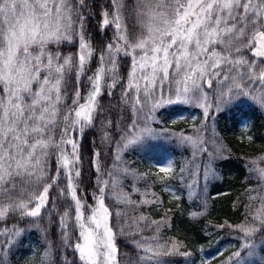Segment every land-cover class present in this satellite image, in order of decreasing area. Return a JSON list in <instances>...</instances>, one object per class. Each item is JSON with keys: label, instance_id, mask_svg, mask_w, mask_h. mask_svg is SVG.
Here are the masks:
<instances>
[{"label": "snow or ice", "instance_id": "obj_1", "mask_svg": "<svg viewBox=\"0 0 264 264\" xmlns=\"http://www.w3.org/2000/svg\"><path fill=\"white\" fill-rule=\"evenodd\" d=\"M91 6L86 0H0V220L9 214L39 217L49 200L67 199L70 194L74 234L69 235V211L65 210L59 215L61 250L57 264H125L118 237L153 225L155 233L166 225L167 213L159 221L140 215L124 223L120 210L113 215L105 203L106 189H111L104 178L113 174H101L97 150H91L96 174L92 190L88 199L83 190L78 194L80 151L92 144L90 139L85 143V129L93 127L99 107L96 98L102 89L110 96L119 84L120 98L133 101L132 111L143 124L133 132L138 120L132 119L130 127L119 130L115 144L119 151L145 137L158 138L160 133L151 124L155 111L166 104H190L202 108L208 117L232 99L254 93L251 84L258 82L264 88V0H136L128 9L139 22L131 38L126 34L121 0H108L107 8L97 3L96 36L102 37L106 28L112 33L107 42L101 40L99 50L88 35V25L94 19L88 11ZM65 44H74L75 51L62 52L61 45ZM21 45L23 58L18 59ZM32 45L36 46L34 51L29 50ZM94 56L98 64L86 74ZM121 63L127 67L123 83L115 71ZM106 65L111 82L102 84ZM73 70L76 86L68 103L61 89L66 73ZM81 77L87 85L83 103ZM217 77L221 87L214 89ZM208 89H213L215 101L209 100ZM251 98L264 107V94ZM112 131L115 134L117 129ZM193 133L195 138L169 133L180 145L191 146L192 157L203 156L205 161L203 173L197 160L187 177L184 168L175 177L189 190V197L196 194L201 180L207 182L213 164L224 151L214 138L204 139L203 129H193ZM115 158L120 159L119 155ZM157 167L165 176L173 173L171 160ZM253 170L264 177V168ZM50 189L54 191L50 193ZM116 200L119 202V197ZM123 202L131 203L127 198ZM143 203L162 201L152 193L151 200ZM249 208L251 220L246 218L235 230L243 234L241 248L251 253L253 236L259 233L264 237V195L259 207ZM140 221H145L142 227L138 226ZM20 235L15 226L0 227V250L11 251L20 243ZM134 246L140 250L136 264H192L188 259L191 253L181 251L184 245L179 241L140 236ZM167 256L184 259H161ZM241 259V251H235L228 264H241ZM0 264H4L2 252Z\"/></svg>", "mask_w": 264, "mask_h": 264}, {"label": "trees", "instance_id": "obj_2", "mask_svg": "<svg viewBox=\"0 0 264 264\" xmlns=\"http://www.w3.org/2000/svg\"><path fill=\"white\" fill-rule=\"evenodd\" d=\"M134 0H121L125 6L123 9L124 20L127 26H132L130 19L129 8L133 5ZM100 4L107 8L108 0H91L90 5L92 12L95 15V4ZM96 19L88 25V35L93 46H97L99 38L96 36ZM105 37L111 36L110 28L104 30ZM96 61L92 65L96 67ZM81 101H84L86 91L81 93ZM120 101L116 99L112 110L102 115L99 119L101 126H94L91 136H86L87 140H91L92 144L89 147H83L81 150V177L78 180V194L81 190L85 193V199H88L87 193L92 190V185L96 174L92 168L91 150L100 152L99 162L101 174L111 172L113 175L105 179L109 180L111 191L106 189L105 203L109 206L110 211L115 214V210L121 212V223L134 220V218L144 215L151 220H162L164 214L167 213L166 225L160 228L159 232H153L156 225L151 228H144L140 232H131L127 237L119 238L118 244L121 256L125 260V264H136L137 256L140 252L134 246V241L140 236L149 237L155 235L161 242L179 241L182 242L184 248L181 251L187 250L191 253L188 258L192 264H228L230 254L225 252L217 255L218 247L228 240H234L237 244H241L243 234L235 230V226L245 222V219L251 220L249 206L259 207L260 197L264 195V178L254 171V168H264V114L257 107L250 105H236L229 110L218 111L216 116L209 115L200 129H203V137L205 140L214 138L216 146H222L221 159L215 161L212 166L211 178L207 182L201 180L200 185L196 189V194L192 199L188 197V189L177 179L176 183L178 197H173L179 200L178 205L169 201V194L164 188H160V180L156 177L151 169V164L147 162V156H155L161 152V147L147 141L146 143L135 146L133 151V162L118 168V161L115 158V144L119 138L118 126L122 122L120 119ZM98 124V121H97ZM168 124V123H166ZM213 128L209 130V127ZM157 128H156V127ZM198 126V125H197ZM196 127V126H195ZM98 128V130H96ZM117 129L113 134V129ZM156 129H168L167 125L157 126ZM177 128V127H176ZM188 128L182 130V133H188ZM205 131V133H204ZM59 129H57V133ZM108 133L107 138L105 133ZM212 133V135H211ZM192 135L195 136L192 129ZM211 135V136H210ZM58 138V137H55ZM110 142L108 149L101 147V144ZM169 146L173 147L176 154L179 153L175 166V175H179L181 168L185 169V177L189 175L188 160L190 158L189 147L179 148L173 143ZM212 146H209V151ZM200 170L204 171V158L200 156ZM193 161V160H192ZM195 164V162L193 161ZM135 164V165H134ZM125 169L127 171H125ZM132 182L135 183L137 192L132 194ZM189 181H185L187 183ZM115 185V187H112ZM159 185V186H158ZM162 185V184H161ZM154 187L156 196H159L162 203L160 204H144L141 202V190L149 187ZM159 190V192H158ZM54 189H50V193ZM121 194L119 202L113 199V195ZM255 199H249V197ZM127 198L131 203L125 204L123 201ZM172 200V201H173ZM89 203L92 201L89 199ZM169 202V203H168ZM55 205L52 208V205ZM52 208L50 212L55 216L60 209L57 198L49 200L48 206L43 208ZM49 212V211H48ZM85 213L87 209H85ZM192 213H196L195 216ZM37 218L28 217L27 215H17L16 217L9 215L8 218L0 220V227L15 226L18 222L19 228L26 224V228L37 221ZM41 223V222H39ZM145 221H140V227ZM233 225L229 228L227 225ZM224 225V227H221ZM136 226V225H134ZM255 244L264 243V237L259 233L253 236ZM20 243L11 249V251L0 250L3 253L4 264H57V256L61 248L53 243L47 245L42 239L30 229L26 235L19 238ZM49 249L48 255L51 260L43 261V254ZM163 260L181 261L184 258L180 256L161 257ZM256 260L264 259V246L258 248ZM254 261L244 262V264H253ZM180 264V262H178Z\"/></svg>", "mask_w": 264, "mask_h": 264}, {"label": "rangeland", "instance_id": "obj_3", "mask_svg": "<svg viewBox=\"0 0 264 264\" xmlns=\"http://www.w3.org/2000/svg\"><path fill=\"white\" fill-rule=\"evenodd\" d=\"M90 2H91V0H86V3L90 4ZM135 2H136V0H134L133 4H135ZM73 3H75V0H73ZM88 11L93 15V17L95 16L92 12L91 7L88 8ZM127 19H130V23H132V26L127 24V27H126V34H128L129 38H131V34L133 33L134 27L136 29L139 28V22L134 21L131 13L127 17ZM102 39L107 42V37H105V34H103V36L99 38L97 46H93L95 49L99 50L100 48L103 47V43H101ZM50 47L54 48L55 46L50 45ZM35 48H36V46L32 45V46H30L29 50L34 51ZM61 48H62V52L72 53L75 51L74 44L61 45ZM217 50L219 51V48ZM22 58H23V45L20 46V50L18 52V59H22ZM95 60L96 59L94 56L92 58L90 64L86 68V74H91L92 71H94L95 68L93 69L92 65L95 63ZM97 64H98V62L96 61V66H97ZM224 67H227V66H224ZM239 70L241 72L243 71V69H239ZM115 71H116L117 75L120 77V82L123 83L125 80V77H126V72H127L126 65H124L122 63L119 64V67ZM217 80H219V77H217L213 82L214 83V89H218L219 87H221L219 84H217V82H216ZM104 82H107V83L111 82V80L109 78V67L107 65L105 66V77H104V81H102V84ZM224 83L227 84L228 82L225 81ZM75 86L76 85H75L74 70H73V72L66 73L65 82L63 83L62 89H61L62 96L65 97V101L68 103H70L71 99L74 96L73 89L75 88ZM86 86L87 85H86L83 77H81V81H80V92L81 93H84ZM0 87H2V85H0ZM249 87L255 88V92L254 93L249 92L248 95L238 96V97L232 99L230 102L224 104L221 107V109L218 111H221L223 109L229 110V109L235 107L236 105L246 104V105L257 107V109L264 114V107H261L259 105V103H257L255 100H253L251 98L252 95L258 96V95L264 94V88H261L259 86L258 82L251 84ZM207 91H208L209 100L215 101L216 96L213 94V89H208ZM129 95H131V94H129ZM169 95H171V93H169ZM117 98H118V101H120L119 102V104H120V119L122 121L120 123V125L118 126V130L124 129L126 127H130L131 120L137 119L138 120V127L136 129H132V131L133 132L138 131L139 128L143 126L142 121L139 120L138 114H134L132 111L133 101L131 99H127V98H125V99L120 98L119 84H117L116 88H114L112 90V94L110 96L104 95L103 89H102L101 96H98L96 98V100L99 103V107L96 109V112L94 113L93 127L94 126H99V127L101 126V123L99 122L100 117L102 115H104L106 112H108L109 110L113 111L111 108H112L113 104L116 103ZM226 99H227V97H226ZM150 103H151V101H150ZM59 107H63V104L60 105ZM218 111H216L213 116H216ZM154 116H155V120H154V122H152L151 126L153 127V129H155L156 132L160 133V136L158 138L145 137L137 143L128 145L127 148H121L119 151H117V149L115 148L114 154L116 156L119 155V157H120V159L117 160L118 161V168H119L121 166H125L127 164H130V161L133 162V157H132L133 151L131 150L133 147L142 145V144L146 143L147 141L154 143L158 147L160 146L162 149L161 152L155 156H147L146 160L148 163L151 164L150 166H151L152 171L155 173L158 180H160V186H161L160 188H164L165 190H166V188L171 189V191L166 190L167 193L169 194V197H170L169 201L174 202L176 205H178L179 200H177V199L173 200V197L174 196L178 197L177 190H175V187H177V185L174 182V180L176 181L177 179L175 178L176 175H175L174 169H175V166L177 163L179 153L176 152V154H175L173 151V147L169 146V145H170V143H173L174 145H176V147H179V148L189 147L190 158H191V160H188V168L189 169L193 167V165H194L193 161L196 163V161L200 160V158L199 157H196V158L192 157L191 153H192L193 149L191 148V146L190 145H180L176 139V136L175 135H169V133L180 134V133H182V130L188 128V130H189L188 133H182V134H184L185 136L192 135V129H200V127L205 122L207 117H205L202 108H198V107L190 105V104H180V103H174V104H170V105L166 104L165 106L158 108L155 111ZM97 121H98V124H97ZM156 123H158L157 126L167 125L168 129L167 128L165 130L164 129L162 130L161 128L156 129L157 128L156 126H155L156 128H154V125ZM166 123H168V124H166ZM93 127L90 129H85L86 136L92 135ZM212 128H213V125H211L209 127V130ZM96 130H98V128ZM204 133H205V131H204ZM211 135H212V133H211ZM86 136H85V138H86ZM194 138H195V136H194ZM109 144H110V142L103 143V144H101V147L103 148V150L108 149L107 145H109ZM82 148H81V150H82ZM80 155H81V151H80ZM169 160H171L173 163V173L171 176H165L163 173L159 172V169L157 166L158 165L159 166H165ZM210 173H209L208 179L211 178ZM136 190H137V188L135 187V183L132 182L131 193L132 194L136 193L137 192ZM145 191H147L149 193L148 196L144 195ZM158 192H159V190H158ZM140 193H141V202L146 200V199L151 200V194L152 193H154L156 195L155 189L152 186L149 187L148 189H146V188L142 189ZM120 196H121V194H115V195H113V199L116 200V197H119V200H121ZM188 197H189V195H188ZM189 199H192V203H194L192 197H189ZM57 200H58V203H59L61 208L58 209V212L56 213L55 216H52V214L50 212H48L49 209L46 208L44 211H41V215L39 216V218H37V221L33 222L32 225H30L28 227V229L26 228V224L23 225L21 228H19L20 222L17 223L16 228L21 230V235L19 236V238L26 235L28 233V231H30V229H32L33 234L40 237L42 239V241L45 242L46 245L48 243H53V244H55L61 248L60 229L58 227L59 215L61 213H63L65 210L69 211L68 232H69V235H73L74 234L73 229H72L73 209L68 206V202L70 201V194H68L67 199L57 197ZM148 204L154 205L151 203H148ZM29 207H31V204H29ZM9 215H11V214H9ZM85 215H88V214L85 213ZM14 217H16V216H14ZM39 222H41V223H39ZM10 226H2V227H10ZM243 243H244V240L242 241L241 244L236 245V242L234 240H228L225 243H222L218 247V249L216 250V253H220V252L222 253L225 251H228V252L241 251V258H242L241 264H243L244 262L255 260L258 248L261 246H264V243L255 244V242H254V248H253V250H251V253H250L249 249H242L241 248ZM4 250L7 251V249H4ZM48 252H49V249L46 250L45 254L42 253L44 262H48L51 260V256L48 255ZM49 253H52V252H49ZM29 264H30V262H29ZM254 264H264V259H259Z\"/></svg>", "mask_w": 264, "mask_h": 264}]
</instances>
